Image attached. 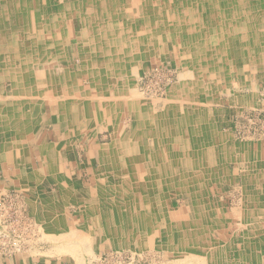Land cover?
Returning a JSON list of instances; mask_svg holds the SVG:
<instances>
[{"label":"crops","instance_id":"1","mask_svg":"<svg viewBox=\"0 0 264 264\" xmlns=\"http://www.w3.org/2000/svg\"><path fill=\"white\" fill-rule=\"evenodd\" d=\"M40 2L0 0V197L8 189H26L23 195L29 213L35 212L51 228L75 232L78 237L73 243L70 238L65 242L83 247H70L69 254L56 255L0 250V264H89L87 250L94 258L104 256L109 247L104 235L94 228L85 230L75 212L63 217L65 224L57 215L58 207L69 204L88 219L89 210L76 202L81 198L88 205L92 196L104 209L107 232L120 247L133 240L141 249L165 251L170 264H211L218 253L212 246L217 239L208 238V225L200 219L196 198L200 196L197 183L215 173V168L202 169L216 163L210 137L217 131L212 124H204L200 110L187 109L181 102L193 94L189 88L205 94L203 69H212L205 79L213 80L221 77L223 69L228 72L224 77L238 71L244 83L245 61L252 56L253 67L258 70L263 65L257 55L264 51V34L230 18L235 15L230 12L233 3L241 8L245 1L52 0L49 4L56 7L48 8L46 14ZM30 5L27 14L23 9ZM75 20L78 74L71 72L74 65L68 54V26ZM26 33L36 40H30L28 47L23 43ZM171 55L185 72L177 73L178 82L165 92L170 104L156 115L130 97L134 91L129 77L131 70L133 75L137 71V78L141 76L151 59L163 62ZM192 70L198 71L197 78L192 77ZM29 85L31 98L25 97L23 89ZM123 108L130 119L125 127L120 125ZM89 130L94 136H88ZM105 132L110 144L100 142ZM163 142L172 153L165 154L166 159L156 150ZM95 144L98 156L91 157ZM87 183L92 190L86 189ZM41 184L55 188L56 195H51L58 200L56 206L48 194L37 193ZM92 208L98 207L92 204ZM88 220L90 227L98 224ZM84 236H89L86 251ZM80 237L82 242L77 244ZM236 256L241 260L243 254Z\"/></svg>","mask_w":264,"mask_h":264},{"label":"rangeland","instance_id":"2","mask_svg":"<svg viewBox=\"0 0 264 264\" xmlns=\"http://www.w3.org/2000/svg\"><path fill=\"white\" fill-rule=\"evenodd\" d=\"M49 1L52 2V0H39L40 4H45L42 7L44 13L40 9L43 14H46L48 8L51 7L53 9L56 7L51 3L49 4ZM244 1L245 5H242L241 8L237 3H233L232 7L228 4L226 5L227 8L228 6L231 7L230 12H235V15L230 16V18L235 24L247 25L253 32L264 34V0ZM31 9L30 5L23 10L28 14L31 13ZM220 10L223 11V9ZM10 22L13 24L16 21L10 20ZM10 22L9 24H11ZM6 24L8 26V21H6ZM76 24L78 22L75 20L72 22V27L71 25L68 26L70 41L68 54L71 64L74 65L71 72H77L78 74L80 65L75 48L74 32L72 31ZM11 26L10 29H13V25ZM7 29H9V26ZM32 35V33H26L23 41L26 47L30 45L29 41L32 40ZM34 41L36 40L33 39L32 42ZM257 57L263 60V65L259 66L258 70L253 67L254 65H251L252 56L248 59V63L247 61L243 63V75L246 77L244 83H240L238 78H242V74L238 71H233L231 76L227 77L226 74V77H224L225 72H228L227 69H223L220 72L221 77L213 80L205 79V77H210L213 72L212 69H203L204 79L201 80V87L205 94L189 88L188 91L190 93L193 92V94L189 100L181 102V105L187 109L200 110L204 124H212L217 131L216 134L210 137L211 141H213L211 142L212 146L214 145L216 163L214 167L213 165H204L202 169L203 172H207L209 168H215L213 169L215 173L211 174V176L205 174V178L197 183L199 189L197 192L200 193V196L196 198L198 209L201 212L200 219L203 220L205 225H208V228H206L208 238L210 240L217 239L219 242L217 243L216 240L212 244L214 248H217L218 253L211 258L212 262H214H211V264H264V51L261 50ZM151 62V65L148 64L147 69H145L146 71L140 74L144 76L150 71L151 75L145 80V83H149L152 92L158 90L162 96L156 97L149 91L147 94L143 93L139 83L141 76L137 78V74L130 75L129 81H131V85L129 86L134 91L132 96L143 107L147 105L156 115H159L170 104L167 97V93L170 90L168 87L178 82L174 72L175 74L183 73L185 70L176 56L174 58L172 55L170 58L167 57L166 61L160 62L153 58ZM249 63L250 65H248ZM131 73H133L132 70ZM197 76L198 71L192 70V77L197 78ZM23 89L26 91L25 96L31 98L29 94L30 85ZM165 92H167L166 95ZM125 101L127 102V99ZM121 110L124 111V108ZM127 112L128 110L125 108L124 115L120 117V125L123 124L122 127L129 123L130 119H128ZM92 132L94 131L89 130L88 136H94L95 133ZM126 132L129 133V129ZM104 135H101V137L104 136L105 138L100 139V142L102 144L109 142L107 144H110V138L107 136L109 134L105 132ZM153 135L159 136V133L153 132ZM157 146L156 150L162 153V158L165 157V154H172L166 142ZM246 147H248V150H246ZM97 148L98 145L95 144L93 151L90 149L91 157L98 156ZM243 156L248 158L247 162L242 160ZM97 166H95V171L98 173L99 168ZM74 169H76V166ZM86 170L91 171L88 168ZM67 172H69L68 169ZM90 174L93 178V173L90 172ZM244 186L247 188L244 189ZM85 187L89 190L93 188L92 184L90 185L89 183ZM25 191L26 189L22 190L20 188L8 189L7 193L0 197V226L3 224L2 221L4 219L10 222L13 220V215H15L17 223L14 226L22 235L21 243L26 247L25 250L56 255L69 254L71 252L70 247L72 250L81 249L83 246H75L65 242L66 239L70 238L73 243L74 237H78L75 232H70L67 227L51 228L48 221H41L35 212L29 213L28 205L23 195ZM43 192L48 194L53 205L56 206L58 204L57 198L51 195L53 193L56 195L54 187L47 188L45 184H41L37 193L42 195ZM180 202L182 203L183 201ZM44 203L50 205L46 201ZM76 203L88 209V219L91 218L98 224H93L94 227H90L87 223L89 220L85 217L83 218V212L75 210L69 204L64 207H58L57 215L61 216V218H66L65 215L70 216L75 212L74 214L83 219L80 224L84 226L85 230L92 231V228H94L97 229L96 233L99 231L104 235L109 242V247L104 254L108 261L104 264H170L166 252L158 248L141 249L137 241L133 240H130L125 247H120L119 244L114 243V238L107 232L110 227L105 225L104 216L102 217L104 209L99 205L95 196L89 198L88 205H84L85 201L81 198ZM90 204H96L98 208L91 209ZM114 204L120 207L117 201ZM14 207H20L25 211L24 215L30 219L31 228L28 229L27 225L23 223V212L13 213ZM64 218L61 219L63 224H65ZM116 238L118 241H123L121 236ZM87 239L89 240V236H84L83 240ZM75 242L77 244L82 242L81 237L77 238ZM85 242L86 251L87 241ZM87 251L84 254L89 259L88 263L98 264L100 258H94ZM236 253L243 254L241 260L238 259Z\"/></svg>","mask_w":264,"mask_h":264},{"label":"built area","instance_id":"3","mask_svg":"<svg viewBox=\"0 0 264 264\" xmlns=\"http://www.w3.org/2000/svg\"><path fill=\"white\" fill-rule=\"evenodd\" d=\"M1 208V207H0ZM23 212V223L27 225L28 229L31 228V222L28 217H25L24 210L20 207H14L13 213H22ZM3 224L0 226V250L3 253L11 252H22L26 249L21 243L22 235L19 231L16 230L15 224L17 223L15 215H13V220L7 222L4 219ZM14 227V228H13ZM13 229V231H12ZM23 241V240H22ZM108 260L105 256L100 257L98 264H104Z\"/></svg>","mask_w":264,"mask_h":264},{"label":"bare ground","instance_id":"4","mask_svg":"<svg viewBox=\"0 0 264 264\" xmlns=\"http://www.w3.org/2000/svg\"><path fill=\"white\" fill-rule=\"evenodd\" d=\"M13 3V2H12ZM67 4V3H66ZM14 5V4H13ZM67 6V5H66ZM79 6V5H78ZM56 9V8H55ZM36 13V12H35ZM37 14V13H36ZM80 15V14H79ZM25 17H26V15H25ZM26 19V18H25ZM24 19V20H25ZM26 21V20H25ZM96 23V22H95ZM109 23V22H108ZM110 24V23H109ZM132 26V25H131ZM23 31V30H22ZM193 31V30H192ZM60 32V31H59ZM82 33V32H81ZM102 34V33H101ZM100 34V35H101ZM104 34V33H103ZM109 34V33H108ZM101 37V36H100ZM40 38V37H39ZM41 39V38H40ZM121 39V38H120ZM42 40V39H41ZM111 40V39H110ZM10 42V41H9ZM41 42H43V41H41ZM49 43V42H48ZM101 44V43H100ZM64 46V45H63ZM112 46V45H111ZM117 48V47H116ZM13 49H14V47H13ZM108 49V48H107ZM14 51V50H13ZM44 51V50H43ZM119 51V50H118ZM46 52V51H45ZM104 54V53H103ZM132 54V53H131ZM49 56V55H48ZM104 58V57H103ZM118 60V59H117ZM45 62V61H44ZM57 63H59V62H57ZM59 64H61V63H59ZM59 64H57V65H59ZM133 65H135V64H133ZM58 67V66H57ZM60 67V66H59ZM125 67V66H124ZM62 70V69H61ZM4 72V71H3ZM26 72V71H25ZM133 73H134V71H133ZM133 73H131L130 75H132ZM57 74H59V73H57ZM137 74V73H136ZM5 75V74H4ZM10 75V74H9ZM12 75V74H11ZM135 75V74H134ZM151 75V72L149 71L148 72V74H146V75H144V76H141L140 77V79H139V83H140V86H141V89H142V91H143V93H146L147 94V92L149 91V92H152L151 90H150V85H149V83L148 84H146L145 83V80L146 79H148L149 78V76ZM174 75H175V77H177V74H175V72H174ZM21 76H23V75H21ZM121 76V75H120ZM180 76V75H179ZM182 76V75H181ZM9 77V76H8ZM12 77V76H11ZM96 77H97V75H96ZM18 78V77H17ZM59 78V77H58ZM107 79V78H106ZM178 79V78H177ZM185 79H186V77H185ZM23 80V79H22ZM46 80V79H45ZM11 81V80H10ZM30 81V80H29ZM41 81V80H40ZM12 82V81H11ZM16 82V81H15ZM31 84V83H30ZM36 84V83H35ZM116 84V83H115ZM114 84V85H115ZM5 85V84H4ZM16 85H18V84H16ZM38 85H41V84H38ZM108 85H109V83H108ZM112 85V84H111ZM101 86V85H100ZM15 87V86H14ZM18 87V86H17ZM111 88V87H110ZM18 89V88H17ZM26 89V88H25ZM24 89V90H25ZM30 90V89H29ZM28 90V91H29ZM62 90V89H61ZM66 90V89H65ZM129 90V89H128ZM110 91V90H109ZM42 92V91H41ZM40 92V93H41ZM46 92V91H45ZM66 92V91H65ZM130 92V94H131V91H129ZM25 93V92H24ZM44 93V92H43ZM104 93V92H103ZM106 93V92H105ZM153 94H154V96H156V97H161L162 96V94H161V92L160 91H158V90H156V91H154V92H152ZM9 95V94H8ZM50 95V94H49ZM112 95V94H111ZM129 95V94H128ZM103 96V95H102ZM136 96V95H135ZM13 97V96H12ZM16 97V96H15ZM15 97H13V99H15ZM20 96H18L17 98H19ZM26 97V96H25ZM62 97V96H61ZM64 97V96H63ZM67 97V96H66ZM72 97H74V96H72ZM116 97V96H115ZM119 97V96H118ZM126 97H128V96H126ZM130 97H133V96H130ZM137 97V96H136ZM11 98V97H10ZM49 98V97H48ZM48 98H46V99H48ZM67 98H69V97H67ZM71 98V97H70ZM75 98V97H74ZM3 99H5V98H3ZM55 99V98H54ZM57 100H58V98H56ZM65 99V98H64ZM120 99V98H119ZM133 99V98H132ZM21 100V99H20ZM66 100V99H65ZM101 100V99H100ZM64 102V101H63ZM26 103V102H25ZM24 108V107H23ZM25 111V110H24ZM29 111H30V109H27L26 110V113H29ZM109 112V111H108ZM170 113V112H169ZM153 117V116H152ZM142 118V117H141ZM112 121V120H111ZM125 121V120H124ZM126 123V122H125ZM147 123V122H146ZM127 124V123H126ZM100 127V126H99ZM135 131V130H134ZM175 134V133H174ZM176 135V134H175ZM125 143V142H124ZM50 150V149H49ZM152 152V151H151ZM47 154V153H46ZM50 155V154H49ZM53 156V155H52ZM206 156H207V154H206ZM178 160V159H177ZM185 161V160H184ZM184 166V165H183ZM129 171V170H128ZM189 173V172H188ZM192 175V174H191ZM185 177V176H184ZM191 179H193L192 177H191ZM187 182V181H186ZM193 182V181H192ZM183 185V184H182ZM184 193V192H183ZM187 205H188V203H187ZM205 245V244H204ZM196 246V245H195ZM204 248V247H203ZM187 255V254H186ZM196 256H198V255H196ZM185 257V256H184ZM183 257V258H184ZM207 257V256H206ZM179 260H181V259H179ZM180 262H182V261H180ZM176 263H178L177 261H176ZM187 264V263H186ZM191 264V263H190Z\"/></svg>","mask_w":264,"mask_h":264}]
</instances>
